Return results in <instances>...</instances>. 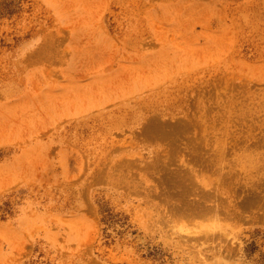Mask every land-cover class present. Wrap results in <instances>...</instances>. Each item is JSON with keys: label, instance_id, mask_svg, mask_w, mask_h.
Here are the masks:
<instances>
[{"label": "rangeland", "instance_id": "obj_1", "mask_svg": "<svg viewBox=\"0 0 264 264\" xmlns=\"http://www.w3.org/2000/svg\"><path fill=\"white\" fill-rule=\"evenodd\" d=\"M0 264H264V0H0Z\"/></svg>", "mask_w": 264, "mask_h": 264}]
</instances>
